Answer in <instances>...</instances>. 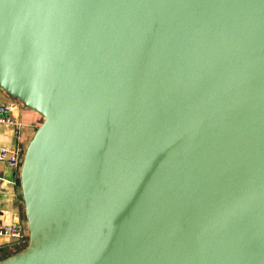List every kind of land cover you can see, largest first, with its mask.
I'll use <instances>...</instances> for the list:
<instances>
[{
    "label": "water",
    "instance_id": "water-1",
    "mask_svg": "<svg viewBox=\"0 0 264 264\" xmlns=\"http://www.w3.org/2000/svg\"><path fill=\"white\" fill-rule=\"evenodd\" d=\"M0 88L42 118L0 264H264V0H0Z\"/></svg>",
    "mask_w": 264,
    "mask_h": 264
},
{
    "label": "crops",
    "instance_id": "crops-1",
    "mask_svg": "<svg viewBox=\"0 0 264 264\" xmlns=\"http://www.w3.org/2000/svg\"><path fill=\"white\" fill-rule=\"evenodd\" d=\"M0 106L9 108L8 116L15 123L0 125V147L17 149L22 161L25 149L42 118L1 88ZM20 166L12 169L6 163L0 162V177L3 179L0 183V223L4 226H20L25 236L22 241L0 236V260L24 249L28 243L26 215L20 189Z\"/></svg>",
    "mask_w": 264,
    "mask_h": 264
},
{
    "label": "built area",
    "instance_id": "built-area-1",
    "mask_svg": "<svg viewBox=\"0 0 264 264\" xmlns=\"http://www.w3.org/2000/svg\"><path fill=\"white\" fill-rule=\"evenodd\" d=\"M9 108L0 106V125H14L13 120L8 116ZM0 162L6 163L10 168L16 169L21 165L17 149L0 147ZM3 179L0 177V183ZM0 236H6L13 241H22L25 236L20 226H4L0 223Z\"/></svg>",
    "mask_w": 264,
    "mask_h": 264
}]
</instances>
